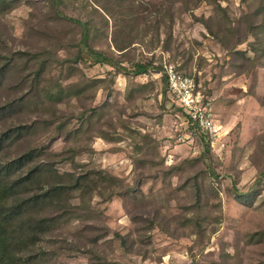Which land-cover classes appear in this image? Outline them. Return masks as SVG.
<instances>
[{
  "label": "rangeland",
  "instance_id": "374dc122",
  "mask_svg": "<svg viewBox=\"0 0 264 264\" xmlns=\"http://www.w3.org/2000/svg\"><path fill=\"white\" fill-rule=\"evenodd\" d=\"M81 24L114 67L75 62ZM165 62L207 97L213 148ZM0 76V135L20 128L0 163L37 170L6 204L89 176L9 225L17 264H264V0H0Z\"/></svg>",
  "mask_w": 264,
  "mask_h": 264
},
{
  "label": "trees",
  "instance_id": "16d2710c",
  "mask_svg": "<svg viewBox=\"0 0 264 264\" xmlns=\"http://www.w3.org/2000/svg\"><path fill=\"white\" fill-rule=\"evenodd\" d=\"M81 26L82 36L78 45L75 62L82 61L87 62L90 65L99 64L114 67L115 63L113 62V60L108 58L104 52L96 50L87 44V29L85 24H81ZM177 70L179 71L178 68ZM146 71V66L140 64L136 65V75L145 74ZM157 71L158 73H162L160 78L163 80L167 90V82L165 76L163 75V66H161V68H159V70ZM180 73L186 75L182 72ZM186 76L191 77L190 75ZM1 77L2 76H0V84ZM194 83L197 86L195 80ZM4 109L5 107H0V111ZM184 119L186 124L191 127V131L198 132L201 135L202 139L205 140L206 145L209 148L210 143L207 136L200 131L199 127L195 123L189 121L186 116H184ZM19 130L20 128L12 131ZM12 131L10 130L9 132L0 135V154L3 151V143L9 138V133H11ZM32 153H27L26 155H22L6 163H0V264H17V259L15 258V254L11 247L12 244H10L8 238V227L9 225L13 224L15 219L22 215L23 209L29 207L30 203H33L36 206H41L49 200L57 201L56 198L60 199L64 194L68 195V193H71L74 190L83 189V186L89 179L88 175L78 176L74 178V176L66 174L65 176L67 182L65 185H63V182H60L58 180L57 183L53 184L51 187L48 188L47 191L42 194L32 196L17 203L6 204L8 199L17 195L21 188L25 187L28 183L32 182V180L36 177L37 170L31 171L25 176L16 177L15 175L16 172H18L21 168H23L25 165L32 161ZM109 180H106L104 178V183L114 185L113 182L115 183V180L113 178H109ZM53 221L54 219L52 218H42L36 221L35 223L38 227L42 228L49 227L50 224L53 223Z\"/></svg>",
  "mask_w": 264,
  "mask_h": 264
},
{
  "label": "built area",
  "instance_id": "2783aa9c",
  "mask_svg": "<svg viewBox=\"0 0 264 264\" xmlns=\"http://www.w3.org/2000/svg\"><path fill=\"white\" fill-rule=\"evenodd\" d=\"M162 73H158L161 77ZM163 75L167 82L168 93L172 96L175 105L181 110L182 117L195 123L200 131L209 140L211 148L219 137V127L211 112L210 103L197 88L193 78L181 74L171 63L163 64ZM186 123V122H185Z\"/></svg>",
  "mask_w": 264,
  "mask_h": 264
}]
</instances>
